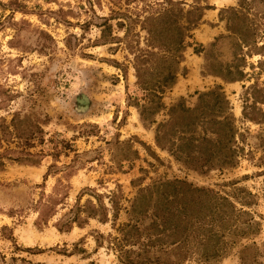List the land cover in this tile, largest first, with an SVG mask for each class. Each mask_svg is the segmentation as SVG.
Listing matches in <instances>:
<instances>
[{
	"label": "rangeland",
	"instance_id": "obj_1",
	"mask_svg": "<svg viewBox=\"0 0 264 264\" xmlns=\"http://www.w3.org/2000/svg\"><path fill=\"white\" fill-rule=\"evenodd\" d=\"M7 1L0 0V117L8 123L11 115L20 113L28 115L30 122L38 121L42 143H35L30 152L41 151L43 156L36 165L10 163L0 172V229L6 227L13 238V242L2 238L0 231V264H19L18 259L41 264H117L111 252L95 249L91 236L94 232L110 233L108 223L89 220L84 227H73L65 233H59L53 224L77 197L83 204L87 199L93 201L94 193L107 195L119 185L123 198L129 200L135 195L136 185L171 180L226 194L237 208L244 193L235 190L253 195L254 204L249 210L259 222L260 231L241 245L254 244L263 252L264 161L257 137L264 135V123L258 122L264 120V105L250 107L251 96L245 94V88L253 83L262 88L264 74L256 66L257 61L264 62V53L245 56L247 50L236 47L232 32L240 21L229 22L227 9L246 13L244 24L255 30L259 46L264 43V0L220 4L206 0L211 8L203 11L201 21L191 32L175 81L162 95L165 109L179 99L192 108L196 103H219L214 96L199 100L198 95L221 88L233 125L242 135L244 156L233 169L205 175L186 169L167 151L155 147V124L143 127L139 120L135 102H143V93L136 84L131 61L132 53L146 49V44L145 33L138 25L132 27L126 41L100 45V29L94 25L99 21L94 17L108 15L105 0H101L100 9H89L84 0H25L24 12L1 6ZM241 1L245 3L244 11L238 7ZM58 10L62 13H56ZM85 22L90 24L84 26ZM227 24L232 30H227ZM111 33L122 37L114 27ZM237 56L246 63L241 68L246 74L242 81L226 83L214 75L228 76L225 66H234ZM230 70L234 75V69ZM165 114V110L158 112L153 121L165 120ZM126 141L137 152L134 160L120 158L124 153L120 144ZM8 147L13 148V144ZM41 193L65 196L64 208L58 205L47 225L36 229V214L30 204ZM124 219L120 212L117 222ZM241 245L219 264H237ZM25 248L41 252L20 251ZM258 260L264 263V256Z\"/></svg>",
	"mask_w": 264,
	"mask_h": 264
},
{
	"label": "trees",
	"instance_id": "obj_2",
	"mask_svg": "<svg viewBox=\"0 0 264 264\" xmlns=\"http://www.w3.org/2000/svg\"><path fill=\"white\" fill-rule=\"evenodd\" d=\"M24 1L8 0L1 6L24 12ZM84 1L89 9L93 6L101 8V0ZM187 1L105 0L108 15L94 17L99 21L94 25L100 29L97 40L100 45L126 41L134 25L144 31L146 49H137L132 53L131 61L136 84L143 93V102H135L139 120L143 127L155 124V147L167 151L174 161L186 169L205 175L210 171L237 167L239 159L244 156V149L240 147L242 135L237 133L233 125L229 103L219 86L198 95L199 100L214 96L219 103H196L189 108L179 99L165 109L161 101L163 93L175 81L182 53L187 47L186 41L191 39V32L201 21L203 11L211 8L206 0ZM129 5L134 6L129 8ZM244 5V1L238 4L240 11H244ZM121 6L124 7L123 11H120ZM227 10L231 15L229 22L236 19L240 21L238 29L232 32L236 36V47L245 48V56L252 52L262 56L264 43L257 46L255 30L244 24L246 13L239 12L237 8ZM55 20L69 24L64 18L55 17ZM89 24L85 22L84 26ZM227 25V30H232ZM112 27L122 32V37L112 36ZM193 52L198 53L197 50ZM235 61L234 66H225L228 76L222 77L219 73L214 75L226 83L242 81L246 77L241 69L246 65L245 60L237 56ZM256 67L264 74L263 61H257ZM249 68L252 69V65ZM230 69H234V75ZM261 85L262 88H259L253 83L245 88V94L251 96L250 107L264 105V82ZM163 110L167 118L155 123L154 115ZM242 112L245 117V107ZM258 122L261 124L264 120ZM42 137L40 123L30 122L28 115L14 113L8 123L0 117V172L10 163L36 165L43 153H32L30 149L35 143L41 144ZM257 140L264 161V135L258 136ZM10 144H13V148L8 147ZM129 144L128 141L120 144L124 148L120 158L124 161L137 157L136 150L131 149ZM144 149L148 150L146 146ZM57 154H53V157ZM131 186L135 187L133 182ZM135 188V195L129 200L123 198L119 185L107 195L94 193L93 201L87 199L83 204L79 203L80 198L77 197L53 227L59 233H65L73 227H84L89 220L108 223L110 233L104 235L94 232L91 236L95 249L105 248L111 252L117 264H219L243 240L252 238L260 231L259 222L249 210L254 204L253 195L247 191L235 190L244 193L237 208L226 194H219L210 188L193 187L180 180L156 181L143 187L136 185ZM54 195L41 193L30 204L31 211L36 214L33 221L36 229L47 225L57 212L58 205L64 208L65 196L56 198ZM123 202L127 205H123ZM120 212L125 219L118 223ZM0 231L2 238L13 242L11 232L6 227H1ZM20 251L32 254L41 252L30 248ZM57 252L65 254V251ZM261 255L264 256V250L260 251L254 244L241 245L237 264H264L258 260ZM11 260L16 261L15 258ZM18 261L19 264H41L24 259Z\"/></svg>",
	"mask_w": 264,
	"mask_h": 264
},
{
	"label": "crops",
	"instance_id": "obj_3",
	"mask_svg": "<svg viewBox=\"0 0 264 264\" xmlns=\"http://www.w3.org/2000/svg\"><path fill=\"white\" fill-rule=\"evenodd\" d=\"M218 4L222 3V2H227L229 0H216Z\"/></svg>",
	"mask_w": 264,
	"mask_h": 264
}]
</instances>
